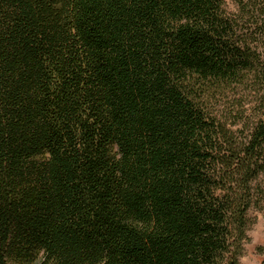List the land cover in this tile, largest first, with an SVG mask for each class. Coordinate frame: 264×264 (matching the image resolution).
<instances>
[{
  "label": "trees",
  "instance_id": "trees-1",
  "mask_svg": "<svg viewBox=\"0 0 264 264\" xmlns=\"http://www.w3.org/2000/svg\"><path fill=\"white\" fill-rule=\"evenodd\" d=\"M263 202L264 0H0V264H241Z\"/></svg>",
  "mask_w": 264,
  "mask_h": 264
},
{
  "label": "rangeland",
  "instance_id": "rangeland-1",
  "mask_svg": "<svg viewBox=\"0 0 264 264\" xmlns=\"http://www.w3.org/2000/svg\"><path fill=\"white\" fill-rule=\"evenodd\" d=\"M250 215L255 223L248 232L249 240L245 245L241 264H262L264 262V250L262 249L264 246V202L261 209H252Z\"/></svg>",
  "mask_w": 264,
  "mask_h": 264
}]
</instances>
